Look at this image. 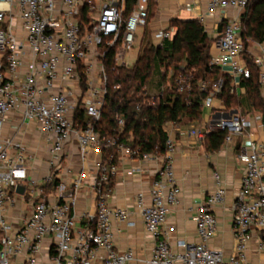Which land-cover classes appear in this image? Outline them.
I'll use <instances>...</instances> for the list:
<instances>
[{
    "label": "built area",
    "instance_id": "2783aa9c",
    "mask_svg": "<svg viewBox=\"0 0 264 264\" xmlns=\"http://www.w3.org/2000/svg\"><path fill=\"white\" fill-rule=\"evenodd\" d=\"M250 1L207 0L206 12L198 22L203 24L207 17L228 9L234 11V17L223 16L219 21L222 29L212 44L217 55L210 57L209 63L220 70L227 68L228 74L240 83L250 76V62L256 69L264 103V42L253 43L249 50L240 36V17ZM149 2L0 0V264H12L21 256L25 264H38L45 241L49 242V264H250L246 257L248 243L255 235L258 250L264 254V111L256 125L231 112L229 119H212L205 133L190 131L199 140L214 130L224 131L226 140L231 136L247 137L238 155L243 173L232 205L233 247L228 254L207 245L217 229L214 208L225 197L217 170L211 172V192L192 209L197 242L179 240L171 246L167 233L162 231L181 194L172 168L175 142L168 136L147 193L149 203H144L142 193L134 199L144 230L154 241L153 248L144 259L130 250L115 248L112 221L128 227L134 224L125 209L106 204L107 185L117 166L112 154L103 159L101 148L126 151L131 156L133 152L118 143L116 137L101 138L94 123L100 119L107 94L108 54H112L114 67L130 68L124 57L139 47L137 32L147 26ZM174 33V27L154 32V46L171 41ZM178 81L176 92L180 94L188 87ZM222 83L218 78L211 84H199V90L207 93L202 115L203 111L210 115V103ZM14 111H21L24 119L34 122L45 138L49 173L43 183L51 187L49 192L28 180L25 145L1 135L6 116ZM76 112L83 113L82 125L74 123ZM118 123L122 125L121 120ZM250 129L256 132H248ZM72 141L80 163L74 174L65 166L67 147ZM92 154L97 158L91 162ZM149 157L144 154L140 158ZM64 175L69 179L65 180ZM87 176L91 180L94 212L78 216L75 207ZM18 184L25 185L23 194L16 193ZM66 193L70 195L62 196ZM16 197L29 206L17 227L7 219V210L14 206Z\"/></svg>",
    "mask_w": 264,
    "mask_h": 264
},
{
    "label": "crops",
    "instance_id": "0c3cea01",
    "mask_svg": "<svg viewBox=\"0 0 264 264\" xmlns=\"http://www.w3.org/2000/svg\"><path fill=\"white\" fill-rule=\"evenodd\" d=\"M206 2L207 0H150L147 26L139 30L142 33L139 39L137 36L139 48L145 33L149 34L151 44H153V33L169 29L172 27L170 23L173 20L198 21L199 16L204 15L206 12ZM223 16L232 18L234 17V11L228 9L209 16L201 24L210 40L209 58L217 55V51L212 44L222 29L219 21ZM247 48L251 50L253 43H250ZM7 76H10V74L7 73ZM223 76L230 78L231 95L235 101L234 106L229 104V108H227L218 98L217 93L210 103L212 108L210 115L206 114L207 111H203V115L197 122L182 119L179 123H167L163 127L166 135L175 142L172 168L176 183L181 189V194L178 205L169 212L162 231L167 233L171 246H174L175 242L179 240L188 243L197 242L192 209L211 192V172L217 170L224 183L225 197L223 202L214 208L213 213L217 220V229L214 237L207 245L212 250L228 254L233 247L232 205L240 189L243 173V166L238 159V155L241 153V147L247 141V137L231 136L228 140L225 139L216 151H208L205 138L199 140L196 136L191 135L190 131L195 129L205 133L207 125L212 119L223 118L224 115L231 112L239 113L250 120L253 125H256V119L261 116L262 112L249 106L245 88L228 74L227 68L219 70L218 78ZM259 99L263 103L261 94ZM248 132L255 133L256 131L250 129ZM1 135L3 138H13L25 145L29 156L26 163L28 180L34 182L37 188L49 192L51 187L43 183L49 173L47 143L44 136L38 131L37 125L24 119L21 111H14L6 116L1 128ZM66 154V169L70 174L78 172L80 163L78 162L77 146L74 141L68 145ZM96 158V155L92 154L90 156L91 162ZM115 164L117 170L108 184L109 193L106 204L110 208L125 209L129 213V220L134 224L132 227H128L124 223L112 221L115 248L120 251L130 250L137 258L144 259L150 254L154 241L144 230L139 211L134 206V199L138 193H142L144 203H149L147 193L161 164L160 155H150L149 158L144 159L132 157L125 151L117 154ZM63 178L65 180L69 179L65 175ZM90 183V176H87L75 207V213L78 216L83 212H94ZM28 209V204L21 197H16L14 206L7 210V219L17 227L23 222ZM80 224L81 221L78 222V225ZM49 254V242L45 241L41 248L38 264H49ZM246 257L250 264H264V254L258 250L256 235L248 243ZM12 264H25L24 258L22 256L18 257ZM133 264L141 263L135 262Z\"/></svg>",
    "mask_w": 264,
    "mask_h": 264
},
{
    "label": "trees",
    "instance_id": "16d2710c",
    "mask_svg": "<svg viewBox=\"0 0 264 264\" xmlns=\"http://www.w3.org/2000/svg\"><path fill=\"white\" fill-rule=\"evenodd\" d=\"M170 24L175 28L171 41H164L160 47H145L129 69L114 67L112 54H108L105 62L107 94L100 110V119L94 123V129L101 138L116 137L118 143L133 152L132 157H141L144 154L162 155L167 138L164 125L176 124L182 119L199 121L202 102L207 95L205 91L199 90V84L218 79L220 69L209 63L210 40L201 24L197 20H173ZM240 25V36L245 47L250 43L264 42V0L250 1L240 17ZM181 61L184 63L183 67L178 65ZM248 65L250 76L242 80L240 85L245 88L249 106L263 112L264 103L259 99L257 72L250 62ZM170 67L173 75L170 87L165 91L163 88ZM156 70L160 71L161 92L149 97L144 90ZM178 75H181L184 85L188 87L180 94L176 92ZM222 81L217 96L229 108V104L235 105L230 78L223 76ZM73 120L77 126L82 125L83 113L76 112ZM118 120L122 121V125H119ZM225 137L224 131L209 132L204 136L207 150L216 151ZM101 152L104 160L106 155L112 154L115 163L118 152L114 148H101ZM110 180L111 178L109 182Z\"/></svg>",
    "mask_w": 264,
    "mask_h": 264
},
{
    "label": "rangeland",
    "instance_id": "374dc122",
    "mask_svg": "<svg viewBox=\"0 0 264 264\" xmlns=\"http://www.w3.org/2000/svg\"><path fill=\"white\" fill-rule=\"evenodd\" d=\"M141 31H138L137 32V36H138V39L139 37L141 36ZM149 46H154L153 44H151V41H150V36L149 34L145 33L144 35V38H143V42L141 44V47L139 48L138 46H136L133 50V52L131 54H128L124 57V60L126 62V64L129 66V67H132L138 57V55L140 54V52L145 48V47H149ZM155 47V46H154ZM179 67H183L184 66V63L181 61L178 63ZM168 76H167V79H166V83H165V86L163 88V90L166 91V89L168 87H170V84H171V77L173 75V70H172V67H170L168 70ZM181 75H178L177 78H179V81L178 83H180L181 85H183L185 82H184V79L180 77ZM186 76V75H185ZM212 82H210L209 84H211ZM160 88V71L159 70H156L153 75L151 76V78L149 79L146 87H145V90H144V93L146 96H149V97H154L156 95L159 94V89ZM203 104V102H202ZM259 111V110H257Z\"/></svg>",
    "mask_w": 264,
    "mask_h": 264
},
{
    "label": "water",
    "instance_id": "95a60500",
    "mask_svg": "<svg viewBox=\"0 0 264 264\" xmlns=\"http://www.w3.org/2000/svg\"><path fill=\"white\" fill-rule=\"evenodd\" d=\"M229 117H230V115H224V116H223L224 119H229ZM24 189H25V185H23V184H18L17 187H16V189H15V191H16V193H18V194H23ZM69 195H70V193H66V194H64V195H62V196H69Z\"/></svg>",
    "mask_w": 264,
    "mask_h": 264
}]
</instances>
